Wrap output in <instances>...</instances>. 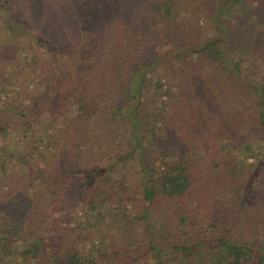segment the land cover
Instances as JSON below:
<instances>
[{
	"label": "trees",
	"instance_id": "16d2710c",
	"mask_svg": "<svg viewBox=\"0 0 264 264\" xmlns=\"http://www.w3.org/2000/svg\"><path fill=\"white\" fill-rule=\"evenodd\" d=\"M2 90L0 264H264V0H0Z\"/></svg>",
	"mask_w": 264,
	"mask_h": 264
},
{
	"label": "rangeland",
	"instance_id": "374dc122",
	"mask_svg": "<svg viewBox=\"0 0 264 264\" xmlns=\"http://www.w3.org/2000/svg\"><path fill=\"white\" fill-rule=\"evenodd\" d=\"M251 21H254V20H251ZM253 24H255V22L253 23ZM164 67H160V69H158V74H157V72H156V76H158L159 75V77H161L162 79H164V72H165V69H163ZM169 89H168V87H166L165 88V91H168ZM8 91H4V90H2V91H0V105H4L5 104V102H7V100L10 98V96H11V94H9V92L7 93ZM9 101V100H8ZM6 141L7 140H4L1 136H0V153H2V150L4 149V148H6L7 146H6ZM235 147V146H234ZM232 149H234V150H232L233 151V153H232V155L235 157L236 155H237V153L240 151V149H236V148H232ZM263 160H264V156H263V158H262ZM254 160L253 159H248V161H247V163L248 164H251L252 162H253ZM255 161H256V159H255ZM64 229H66V230H71V229H73V225L72 224H68L67 226H66V228H64ZM19 254H16L15 253V257H14V259L15 260H18L19 259ZM19 262V261H18Z\"/></svg>",
	"mask_w": 264,
	"mask_h": 264
}]
</instances>
